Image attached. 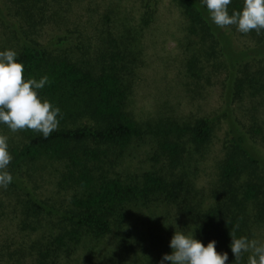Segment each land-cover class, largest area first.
Here are the masks:
<instances>
[{
  "label": "trees",
  "instance_id": "1",
  "mask_svg": "<svg viewBox=\"0 0 264 264\" xmlns=\"http://www.w3.org/2000/svg\"><path fill=\"white\" fill-rule=\"evenodd\" d=\"M173 1L204 53L224 58L227 100L246 92L264 98V70H250L254 60L264 57V30L249 32L254 46L238 48L229 27H217L201 0ZM242 5L243 0H232L229 14ZM145 7L142 23L148 25L152 3ZM107 43L88 64L55 51L56 43L50 47L21 38L15 50L25 79L48 77L39 95L60 109L58 129L47 138L31 130L18 131L21 140L8 147L12 160L6 170L13 181L5 189L15 198L21 229L34 232L45 219L58 228L43 248H37L32 264H56L59 252L70 253L85 238L99 239L114 231L126 236L132 207L149 208L156 202L176 207L202 244L215 241L218 253H227V260L235 258L229 233L250 240L252 226L264 219V154L254 141L259 129L252 125L250 132L243 131L226 102L222 114L229 138L209 190L212 202L203 207L204 201L191 193L192 182L175 170L187 154L201 152L210 143L218 118L136 120L127 110L136 58L129 43ZM197 62L196 56L188 61L192 76L198 75ZM7 130L0 123V133ZM135 141L153 145L150 158L156 167L123 176L117 167ZM53 162L61 168V187L73 190L61 203L42 197L29 183L37 169Z\"/></svg>",
  "mask_w": 264,
  "mask_h": 264
},
{
  "label": "rangeland",
  "instance_id": "2",
  "mask_svg": "<svg viewBox=\"0 0 264 264\" xmlns=\"http://www.w3.org/2000/svg\"><path fill=\"white\" fill-rule=\"evenodd\" d=\"M147 2L152 3L153 19L143 25ZM187 26L173 0H0V51H15L24 38L50 47L56 43L52 46L55 51L88 64L98 58L109 40L124 41L136 58L127 102V110L136 120L168 116L178 122H192L200 117L218 118L210 143L201 152L187 154L175 170L176 175L184 174L192 182L191 193L202 199L205 207L212 202L209 190L229 138L227 119L222 114L229 102L228 76L224 58L218 53L212 57L204 53ZM229 29L236 47L254 46L250 33H241L236 26ZM191 56L198 58L197 76L187 70ZM252 64L251 71L264 70V57ZM229 106L243 131L250 132L252 125L259 129L254 141L264 154V98L246 92L232 97ZM0 135L8 137V147L21 140L10 130ZM153 152L150 142L135 141L117 170L123 176L151 170L156 167L150 158ZM37 171L29 183L42 197L61 203L73 192L61 187V168L56 162L45 163ZM176 211V207L159 202L149 208L134 206L128 235L114 231L99 239H82L70 253L59 252L56 264H161L163 255L171 254L169 242L175 229L192 233L185 216ZM20 220L14 196L0 187V264H32L37 248H43L50 234L58 232L50 220H43L34 232L22 230ZM252 231L250 240L264 242V219L254 223ZM248 255L243 253L239 262L233 258L225 264H247Z\"/></svg>",
  "mask_w": 264,
  "mask_h": 264
},
{
  "label": "clouds",
  "instance_id": "3",
  "mask_svg": "<svg viewBox=\"0 0 264 264\" xmlns=\"http://www.w3.org/2000/svg\"><path fill=\"white\" fill-rule=\"evenodd\" d=\"M206 6L209 18L220 28L236 26L241 33L251 31L260 33L264 30V0H243L240 10L229 14L228 6L232 0H201ZM14 50L0 51V123L15 133L31 130L41 133L47 138L58 129L60 109L49 101L42 100L39 90L48 83V77L39 80L25 79L24 66L17 62ZM8 137L0 135V187L7 188L13 177L6 170L12 160L8 151ZM178 229V228H177ZM230 248L239 262L243 253H249L247 264H264V242L237 237L235 232L229 233ZM215 241L205 246L191 234L179 230L174 231L169 242L171 254H165L163 261L170 264H225L227 253H218Z\"/></svg>",
  "mask_w": 264,
  "mask_h": 264
}]
</instances>
